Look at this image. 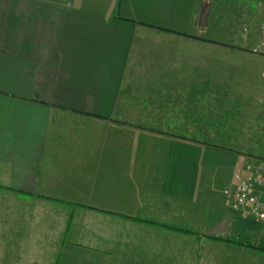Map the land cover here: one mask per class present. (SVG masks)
Instances as JSON below:
<instances>
[{"label":"crops","instance_id":"0c3cea01","mask_svg":"<svg viewBox=\"0 0 264 264\" xmlns=\"http://www.w3.org/2000/svg\"><path fill=\"white\" fill-rule=\"evenodd\" d=\"M213 10L0 0V193L65 214L37 232L0 222V264H33L35 240L47 264H242L264 252V226L235 220L218 172L264 159V55L250 46L263 33L231 46Z\"/></svg>","mask_w":264,"mask_h":264},{"label":"rangeland","instance_id":"374dc122","mask_svg":"<svg viewBox=\"0 0 264 264\" xmlns=\"http://www.w3.org/2000/svg\"><path fill=\"white\" fill-rule=\"evenodd\" d=\"M207 1L209 2V5H212V7L214 8L213 11L216 14L215 15L216 24L225 21L230 23L231 28L229 27L228 30L225 29L229 32V35L225 38V40L228 41L231 46H234L233 45L234 43L237 44L241 35L243 36L245 34L246 36H248L254 33L255 34L259 33L260 35H262L263 33L262 37L258 40V42L256 43L253 42V44L250 46H252L251 52L257 55L260 54L264 55V0H207ZM261 29L262 32L260 33L259 30ZM234 32L235 34H232ZM260 151L261 150H255L254 152L258 153ZM254 155L255 156L250 155V157L252 156L250 160H246L241 165H238L236 168H233V170L219 169L218 171L224 174H228L229 176L227 180L229 179L230 181L223 188V194L226 198V202L228 203L230 209L236 214L237 218L240 219L242 218L239 216L240 215L239 212L238 211L236 212L231 208V202H230L231 193L229 191L236 188L244 180H247L249 176H252L255 173L254 167H258L259 168L258 174L264 176V168H263L264 159L258 157L257 154ZM1 182L3 184L8 183L6 181H1ZM3 193L4 192L0 193V222H6V223H9L10 221L19 222V223L28 222L33 225L25 224L22 225L23 228L30 229V227L31 228L33 227L34 231L37 232L40 228L41 230L44 231L45 228L44 226H47L44 224H47V220H57V222L59 223L60 219L62 220L65 219V214H60L57 207L54 208L51 207L50 208L51 211L49 213L47 212L46 214L45 211H43V209L46 208V203L44 201L34 199L31 203L30 200L26 201L27 199L11 197ZM240 219H235V220H237L238 222L242 220L245 222L251 220L247 218L242 220ZM260 223L264 226V222H260ZM5 226L8 227V225ZM53 226H56V224H53ZM0 228H3V226H1V223H0ZM263 229L264 228H261V230L260 229L259 230L262 231V239L264 240ZM53 232L54 230L50 229V235H49L50 237L51 236L56 237V235L53 234ZM34 235L37 236L36 233H34ZM221 239L229 240L228 238L225 237ZM251 241L252 243L250 245L254 246L252 238ZM33 244H34L32 245L34 250L32 254L33 255L32 257L34 258L33 264H47L46 262L47 248H48L47 244H45L43 241L40 242L39 244V242H37L36 240ZM22 247L25 248V246ZM243 247H248V246L246 243H244ZM247 252L248 251L244 252L245 255L242 257V259L238 257L239 260H241L240 262H242V264H264V252L260 251L259 253H256L254 257H252L253 255L251 253H247Z\"/></svg>","mask_w":264,"mask_h":264},{"label":"built area","instance_id":"2783aa9c","mask_svg":"<svg viewBox=\"0 0 264 264\" xmlns=\"http://www.w3.org/2000/svg\"><path fill=\"white\" fill-rule=\"evenodd\" d=\"M254 169L255 173L252 176L229 191L231 208L238 211L242 219L264 222V176L258 174V167Z\"/></svg>","mask_w":264,"mask_h":264},{"label":"trees","instance_id":"16d2710c","mask_svg":"<svg viewBox=\"0 0 264 264\" xmlns=\"http://www.w3.org/2000/svg\"><path fill=\"white\" fill-rule=\"evenodd\" d=\"M4 187H5V186H3V185L0 183V188H4ZM239 219H240V218H239ZM240 220H242V219H240ZM251 220H254V219H251ZM254 221L257 222V220H254ZM258 223H260V222H258ZM260 224H261V223H260ZM180 230L183 231V232H185V233H193L192 230L185 229V228H181Z\"/></svg>","mask_w":264,"mask_h":264}]
</instances>
